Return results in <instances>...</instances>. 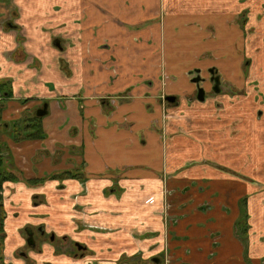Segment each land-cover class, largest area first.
<instances>
[{"label":"crops","instance_id":"obj_1","mask_svg":"<svg viewBox=\"0 0 264 264\" xmlns=\"http://www.w3.org/2000/svg\"><path fill=\"white\" fill-rule=\"evenodd\" d=\"M195 3L0 0V22L14 10L19 26L0 23V121L45 105L37 139L15 146L0 135L19 156L24 178L2 184L0 245L14 264H25L14 252L23 246V227L32 225L93 250L73 259L42 243L40 252H27L32 264H128L120 258L147 260L161 255L165 242L170 264H264V191L254 179L255 173L264 181V126L256 127L245 108L226 110L223 120L201 108L192 127L178 115L192 104L188 72L204 71L194 66L213 57L220 18L224 32L239 34L243 52L227 80L213 67L242 104L262 99L264 111V40L238 29L236 9ZM46 16L55 47L48 53L32 36L39 29L31 27ZM255 22L249 15L244 25L264 31V20ZM207 40L210 50L203 48ZM161 95L176 97L164 123ZM185 122L188 135L178 136ZM219 165L236 171L242 165L245 172ZM62 171L75 176L50 177ZM163 189L173 192L168 198L177 218L167 231L158 214Z\"/></svg>","mask_w":264,"mask_h":264},{"label":"rangeland","instance_id":"obj_2","mask_svg":"<svg viewBox=\"0 0 264 264\" xmlns=\"http://www.w3.org/2000/svg\"><path fill=\"white\" fill-rule=\"evenodd\" d=\"M187 3H191V2H196L195 4L198 5H193V6H197L199 8H203V9H207V8H225V7H229L230 10H234L236 9L239 12V22H237V24H239L238 29L241 30L243 32V34L245 36H247L248 34L252 33V32H258L261 33V39L264 40V31L261 29L256 28L254 25H243L241 22L245 21V19L247 18V16L252 15V17H254L255 19L258 20V22L256 23H260L264 20V0H185ZM49 17H43V18H38V22L36 24H31V27L33 28L34 26H36L37 29H39L40 34H33V38L35 39V41L38 43L39 47L41 49H43L44 53H48L50 51V49H53L54 52V46L52 45L51 41L52 38L48 37L52 31L53 26L49 24L48 22ZM241 21V22H240ZM221 22L222 19H216V25L215 26V34L213 35V37L216 39H214V43H213V48H215L214 53H213V57H208L205 56V58H201L199 59L197 66L194 67H205V69L218 66L222 71L223 74L227 77L226 80L228 79V75L231 69H233V67L236 64V60L239 61L240 60V56L242 54V42L240 41L239 38V34L237 32H233L231 28H229L228 30H226L224 32L223 27L221 26ZM234 26H236V23L233 24ZM241 26V27H240ZM259 30V31H258ZM43 31H45L43 33ZM226 34V35H225ZM203 34H201L200 36H202ZM226 36V38L224 37ZM210 45V40L206 41V44L203 46V48L205 50H210L211 47H209ZM258 48V47H256ZM42 52V51H41ZM53 52L51 53V57L53 56ZM250 58L249 57H245V62H247ZM52 63V60L50 61V64ZM193 67V66H192ZM205 69H204V73H205ZM190 82V81H189ZM190 84L193 88H195V85L193 83H188ZM5 90L7 88H9V84L6 83L5 84ZM205 87L208 91L212 90V86L210 84V82H206L205 83ZM213 91V90H212ZM208 92V94H210V96L208 97V99H210V103H204V104H200L199 101H197L195 95H193L191 97L190 103L191 106L189 108H187V106H184V112L183 113H178L179 117H184V120H186L188 118V120L190 121V123L192 122V125H190L191 127L197 123V118L199 117V114L201 113L200 110L201 108L203 109H208L211 108V113L212 116L214 118H216L217 120H221L222 118H224V112L227 110L228 112H237L240 113L241 110L243 108H245L246 111H248V113L252 114L253 119L255 120L254 123L257 124L256 127H261L264 126V121L261 120L260 115H262L264 113L262 106L258 105L257 100L253 101L249 100L248 104H242V99H240L238 97V95L231 90L229 87H222L221 88V92L220 93H214V92ZM244 94V93H242ZM257 99V98H256ZM262 100V99H259ZM246 101V100H245ZM166 108V106H165ZM204 112V111H202ZM34 114V108H32L28 114L29 120H30V124L31 121L34 122L35 124L37 123V121L40 122L41 118L37 117V116H33ZM170 114V113H169ZM171 115V114H170ZM223 120V119H222ZM24 120L19 118L16 120L15 124L18 125L19 127V131H21L22 129V124H23ZM181 122V121H179ZM240 120L237 121H233L232 125H237L240 124ZM186 123V122H185ZM181 124V123H180ZM188 124L186 123V125H180L178 127V136H182V135H188L187 134V130H188ZM31 130L34 131V128L31 127ZM234 132V131H233ZM237 132L241 133L240 131L237 130ZM235 135V134H234ZM258 141L254 142V146L257 147ZM214 163V162H212ZM216 165H218L217 163H215ZM224 171H233L237 174L243 175L242 171L245 172V169L243 168V166L241 165V170L242 171H236V170H230V168H225L221 165H219ZM78 170V169H77ZM264 174V170L261 172L260 170V175ZM255 173H254V179H255V183L259 185L260 190L264 191V184H261L262 182L264 183V181L262 179H256ZM164 193L166 191L170 190H163ZM173 193V192H172ZM18 198H16L17 200ZM168 197L165 196V200L162 204V208H165L168 204ZM23 200V199H22ZM170 205L173 203L172 200L169 201ZM173 205V204H172ZM171 205L170 207V213H171V209L173 208V206ZM13 208V206L8 207V211H11ZM172 214V213H171ZM1 238V237H0ZM1 240V239H0ZM134 264V263H132ZM141 264H149L148 262H143Z\"/></svg>","mask_w":264,"mask_h":264},{"label":"flooded vegetation","instance_id":"obj_3","mask_svg":"<svg viewBox=\"0 0 264 264\" xmlns=\"http://www.w3.org/2000/svg\"><path fill=\"white\" fill-rule=\"evenodd\" d=\"M16 12L13 10L12 14L10 15V17L5 20V21H1V25H4L5 27H10V29H18L19 26L17 24L14 23V19ZM239 17V16H238ZM239 18H237V21ZM241 22V21H240ZM256 22H258V20L256 19ZM255 22V23H256ZM3 23V24H2ZM243 25L245 23V21L241 22ZM253 26V25H252ZM255 27H259L257 25L254 24ZM56 47L60 48V44L58 42L54 43ZM189 76V81L190 83H193L195 85V88H193V92L192 95H195L197 101L199 102H204L205 99H207L210 94H208V92H214V93H220L221 92V88L224 87V83L220 80V76L219 73H217L216 71V67H210L207 69V71H202L201 69H194V70H190L187 74ZM192 79H195L196 82H192ZM206 82H210L211 86H212V90L208 91L205 87V83ZM202 88L203 91L202 94L200 96H202V100H200L198 98L199 96V89ZM11 87L9 89H7V94L11 93ZM5 92V93H6ZM169 96V97H174V101L170 102L168 100H166L165 98ZM161 95V106H162V114L161 117L163 119V123L170 117L169 112L167 111V104L169 103H174L176 100V97L174 95ZM9 96H6V98H8ZM111 98V101H116L119 100L120 98H122L121 96H111L109 97ZM257 99H259L257 96L255 97ZM4 99V98H3ZM108 99V98H107ZM106 99V100H107ZM27 100V99H26ZM25 100V101H26ZM259 102H261L262 100H257ZM166 106V108H165ZM43 107V104L40 105V107L38 109H41ZM36 110L34 109V114L33 116H37L36 115ZM28 112L25 113V111H23L21 113V115L19 117L12 118V120L10 121H4L1 122L0 121V135H6V138L9 139V141L14 144L15 146H18L19 143H21L24 140H33V139H37L38 136H34L31 137V133L33 132V130H31L30 128H26V126H28V124H30V120L28 116ZM263 115V114H262ZM262 115H260V118L262 117ZM43 116V115H42ZM41 116V117H42ZM23 119L24 122L22 124V129L21 131H19V127L17 124H15L17 119ZM14 126H17V133L14 134L13 129ZM18 158L19 156H16V154L14 153L12 147L7 143V142H2L0 141V213H4V204H3V199H2V192H3V186L2 184L4 182H18V181H22L24 180V178L22 177V172L19 169V167H17L16 163H18ZM16 162V163H15ZM63 172V171H62ZM61 173V172H59ZM75 174V173H72ZM2 176H6V179H3ZM165 178V177H164ZM42 180V179H40ZM30 181L31 183H33L34 185H36L37 180H27ZM28 183V182H27ZM164 190V189H163ZM172 193L169 191H166L164 193H162V198H161V202H160V207L158 210V214L161 217L163 226L165 228V230L167 231V228L169 226H171L172 224H174L177 220V218L175 216H173L170 213V199H168V208H162V204L165 200V196L168 197V195H171ZM36 196V194L33 195V203L36 201L34 199V197ZM82 228H86L88 230L94 231V232H104L107 231V228L100 226V225H91V224H84L82 225ZM23 235V246L22 248L17 249L14 252V255L18 258H22L23 260H25V264H32L31 261L28 258V251H37L40 252L41 251V244L42 243H51L53 244V246L55 247V255L58 253L60 254H67L70 256V258L73 259H77V258H83L84 256L88 255V256H92L93 254V250L88 248L84 243L78 241V240H73V239H68L65 236H61L57 238V236L54 237L52 232H46L45 227L42 225H32V226H25L22 229V233ZM68 239V240H67ZM161 255H152L150 256V258H148L147 260H141V259H137V258H130V257H121L120 261H127L126 263L128 264H141L143 262H148L149 264H170V258H169V253H168V246L167 243H164V247L161 251ZM12 257L10 255H5L3 252V248L0 245V264H14V262L11 261ZM133 261V262H131Z\"/></svg>","mask_w":264,"mask_h":264},{"label":"trees","instance_id":"obj_4","mask_svg":"<svg viewBox=\"0 0 264 264\" xmlns=\"http://www.w3.org/2000/svg\"><path fill=\"white\" fill-rule=\"evenodd\" d=\"M37 117L41 118V116H37ZM31 127L34 128V131L31 133V137H34L35 135L41 136V131H40L41 125H40L39 121H37L36 124H35V121L34 122L31 121V124H28V126H26V128H30V129H31ZM13 132H14V134L17 133V126H14ZM67 176H75V174H72L71 172H68V171H63L61 173L52 174L50 177L51 178H63V177H67ZM2 177H3V179L7 178L6 176H2ZM41 179L45 180L46 178L44 177Z\"/></svg>","mask_w":264,"mask_h":264},{"label":"water","instance_id":"obj_5","mask_svg":"<svg viewBox=\"0 0 264 264\" xmlns=\"http://www.w3.org/2000/svg\"><path fill=\"white\" fill-rule=\"evenodd\" d=\"M192 82H196L195 79H192ZM201 91H203L202 88L199 89V96H198V98L200 100L203 99L202 96H200L202 94ZM165 99L168 100V101H170V102L174 101V97L167 96ZM35 113H36L37 116L44 115L45 114V105H43V107L41 109H37Z\"/></svg>","mask_w":264,"mask_h":264}]
</instances>
